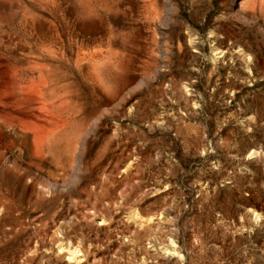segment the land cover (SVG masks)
Instances as JSON below:
<instances>
[{"label":"rangeland","instance_id":"1","mask_svg":"<svg viewBox=\"0 0 264 264\" xmlns=\"http://www.w3.org/2000/svg\"><path fill=\"white\" fill-rule=\"evenodd\" d=\"M0 264H264V0H0Z\"/></svg>","mask_w":264,"mask_h":264}]
</instances>
